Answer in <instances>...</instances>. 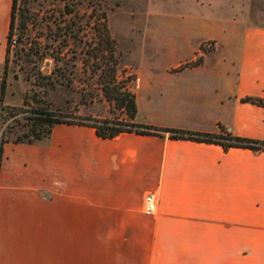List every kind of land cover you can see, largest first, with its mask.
<instances>
[{"label":"crops","instance_id":"0c3cea01","mask_svg":"<svg viewBox=\"0 0 264 264\" xmlns=\"http://www.w3.org/2000/svg\"><path fill=\"white\" fill-rule=\"evenodd\" d=\"M209 39L198 65L136 72L134 120L264 140V105L242 101H264V24ZM3 149L0 264H264V150L69 123Z\"/></svg>","mask_w":264,"mask_h":264},{"label":"rangeland","instance_id":"374dc122","mask_svg":"<svg viewBox=\"0 0 264 264\" xmlns=\"http://www.w3.org/2000/svg\"><path fill=\"white\" fill-rule=\"evenodd\" d=\"M81 15L80 42L62 45L65 58L73 55L80 57L74 65L67 62V73L72 72V83L39 86L26 80V75L35 69L27 65L31 58L30 46L34 40L50 52L59 39L54 40L56 26L53 20L64 24L67 17L63 14L64 0H29L28 8L33 23L28 31V39L12 48L10 53L9 75L3 101H0V136L8 140L27 132L31 109L36 106L32 95L41 100V107H48L62 114L64 120L87 122V117L112 118L126 121L124 110L107 101L97 73L89 65L92 62L91 48L98 39L96 17L104 11L107 25L116 43V53L120 57V68L124 69L119 78L126 79L136 72L175 66L185 60H192L199 54L213 50L215 42L211 37L220 36L224 27L230 25L232 18L245 22L264 24V0H77ZM9 21V19H8ZM8 29V26H7ZM6 29V32H7ZM6 36V34H5ZM5 36L0 41V75L5 52ZM60 38V37H58ZM203 45L204 52L199 50ZM219 45L217 53L224 50ZM216 55L209 54L207 66H213ZM191 62V61H188ZM59 64H62L60 62ZM182 65H191L184 63ZM44 73H50L54 61L47 57L39 64ZM129 88H136L135 80L129 81ZM134 92V91H133ZM27 97L29 103L24 104ZM3 107V110L1 108ZM22 107L21 110L14 109ZM43 140V139H42Z\"/></svg>","mask_w":264,"mask_h":264},{"label":"trees","instance_id":"16d2710c","mask_svg":"<svg viewBox=\"0 0 264 264\" xmlns=\"http://www.w3.org/2000/svg\"><path fill=\"white\" fill-rule=\"evenodd\" d=\"M29 0H12L9 12L8 29L5 36V52L2 65V72L0 75V101H3L7 78L9 75L10 53L12 48L23 42V39H28V31L33 23L32 13L28 8ZM63 14L67 17L64 24L59 28L58 22L53 20L56 26L54 40L59 39V44L56 46V53H53V48L47 52L46 47H42L37 40H34V46H30L31 58L26 61L35 69L26 75V80L30 81L33 78V83L39 86L54 87L57 84L72 83V72L67 73V62L69 59L75 63V60H81L80 57L72 56L66 59L62 54L61 46L69 44V41L77 44L80 42L81 29L80 20L81 15L78 8L77 0H64ZM98 20V21H97ZM98 23V39L96 44L91 48L92 62L89 64L94 73H97V83L100 85L103 95L109 102H113L114 106L124 110L127 115L126 121H120L112 118H94L87 117V122H71L64 120L62 114L51 110L48 105L41 107L39 105L40 99L37 94L32 95V101L36 106L30 111L32 115L29 117V125L27 132L19 134L15 139L8 140L0 136V168L3 159V145L7 141L13 142H28L33 143L48 137L54 125L58 123L81 124L92 126L98 136L103 138H112L122 132H136L140 134L164 135L167 134L172 139H188L201 142H211L220 144L224 150L230 147H242L252 150H264V140H256L244 138L233 135L221 126V132H199L192 130L177 129L172 127L156 126L151 124H143L136 122V99L135 93L129 88V81L135 80V76L129 75L126 79H121L119 76L124 71L120 68V57L116 53L115 39L112 37L109 27L107 25V18L104 11L99 12L96 17ZM60 37V38H58ZM78 41V42H77ZM199 50L204 52L203 45H199ZM51 57L54 61V68L50 73H44L39 64L47 57ZM203 61V55L199 54L193 61L187 62L191 65H198ZM62 62V64H59ZM242 101H251L264 105L261 98L244 97ZM23 103H29L27 97H24ZM16 110H21L22 107H15ZM3 110V109H2Z\"/></svg>","mask_w":264,"mask_h":264},{"label":"built area","instance_id":"2783aa9c","mask_svg":"<svg viewBox=\"0 0 264 264\" xmlns=\"http://www.w3.org/2000/svg\"><path fill=\"white\" fill-rule=\"evenodd\" d=\"M143 200L148 212H153L156 209L157 196L154 193H146Z\"/></svg>","mask_w":264,"mask_h":264},{"label":"water","instance_id":"95a60500","mask_svg":"<svg viewBox=\"0 0 264 264\" xmlns=\"http://www.w3.org/2000/svg\"><path fill=\"white\" fill-rule=\"evenodd\" d=\"M3 109V107L1 108V110Z\"/></svg>","mask_w":264,"mask_h":264}]
</instances>
